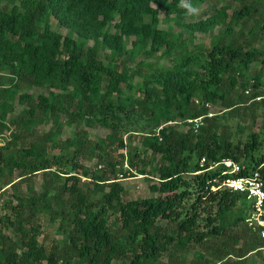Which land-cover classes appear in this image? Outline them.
<instances>
[{"label":"trees","instance_id":"obj_1","mask_svg":"<svg viewBox=\"0 0 264 264\" xmlns=\"http://www.w3.org/2000/svg\"><path fill=\"white\" fill-rule=\"evenodd\" d=\"M180 1L0 0V198L9 210L0 214V264H162L164 256L184 264L190 250L192 264L261 256L264 239L244 222V196L211 187L254 171L264 180L259 133L242 141L224 123L260 118L264 135V1L234 0L231 13L221 6L189 22H180ZM160 10L189 38L221 31L208 48L190 50L159 27ZM52 18L68 33L54 30ZM99 46L112 53L106 61ZM169 54L164 69L146 62ZM28 86L46 91L34 96ZM200 116L194 130L187 119ZM64 125L71 133L59 139ZM94 125L110 132L90 137ZM124 135L141 138V147ZM225 158L241 170L209 168ZM92 159L93 169L84 164ZM136 175L152 195L123 200L120 179ZM43 217L58 221L48 249L38 240Z\"/></svg>","mask_w":264,"mask_h":264},{"label":"rangeland","instance_id":"obj_2","mask_svg":"<svg viewBox=\"0 0 264 264\" xmlns=\"http://www.w3.org/2000/svg\"><path fill=\"white\" fill-rule=\"evenodd\" d=\"M179 6H181V1L179 3ZM221 6H228V12L231 13L232 10L239 8L240 4L237 3L234 0H207L202 3H198L193 7H196L199 11L198 14L196 15H189L188 12L186 11L182 16H181V21L180 22H189V21H194L197 20L201 17H206L210 14H212L214 11H216L218 8ZM159 17L161 18V21L159 23V27L163 29H168L171 28L173 30V33L177 36L179 34V41H185L187 43V48L192 49L195 44L197 45H202L206 48H208L211 43L213 38L221 31V27H215L212 31L203 33V32H195L193 33L192 37L191 34L183 28L180 23L175 26L174 23V18H169L166 19L164 17V11L160 10L159 11ZM51 27L62 33L63 35L68 33V30L66 28H63L59 26L57 21H55L53 18L50 21ZM76 37L75 35H73ZM93 42L88 41L86 45H91ZM112 53L109 52L107 48L99 46L98 49V57L100 59H103L106 61L109 56H111ZM175 55H163V56H154L151 58H148L146 62H149L153 65L154 68H159V69H164L165 67L169 66L172 62V59ZM172 57V58H171ZM125 58V56L123 57ZM141 57H137L135 62L140 60ZM177 59L179 57H176ZM135 62L130 61L129 64L131 66L135 65ZM257 67L256 65H253V69ZM252 69V70H253ZM251 70V71H252ZM138 77H136L135 80H137ZM24 91L31 92L34 96L37 95V93L41 91H46L44 88H40L37 86H28L24 89ZM23 108V105L19 104L16 102L15 104V113H18L21 109ZM257 112H260L257 111ZM224 123L229 126V128L235 132L236 136L240 138V140L245 141L246 140V135L248 134L249 131H254L258 132L260 135V138L262 140L260 148L257 150L256 154L263 153L264 154V135L261 134L260 132V125H261V119L257 118L255 121L248 119V120H242L238 119L236 117H230L224 120ZM51 124L49 123L48 125H39L38 129L39 130H47ZM177 127L180 130H186L187 126L183 123H179ZM110 130L107 128H104L99 125H94L92 127L88 128V133L90 137H103L107 133H109ZM71 133V129L69 126L64 125L62 133L59 135V139H65L67 136H69ZM123 138L126 140V142L130 146H137L141 147V138L138 136L132 137V138H127L126 135L123 136ZM5 139V135L0 136V143H2ZM126 151V149L123 150V152ZM147 156H149V152H147ZM84 164L89 166L91 169L95 167V159L85 161ZM126 165V164H125ZM85 179H82L84 181ZM120 182L124 186V191L122 194L123 200H130V199H136L140 197H146L152 195L148 189V181L145 177L141 175H136L134 177H127V178H121ZM43 183V179L41 174H36L33 176V185L36 190H40V187ZM24 188V187H23ZM4 198H0V214L7 213L9 214V210L4 207ZM191 201V200H189ZM245 204H248L245 202ZM164 223V221H162ZM57 223L58 221L51 222L48 220V217H43L41 218V227H40V234L38 235V240L40 243H42L47 249L50 247L51 243L54 242L57 238L60 237V235L56 232L57 228ZM110 223V228H117L119 226V222L117 221L115 215H112L109 220ZM192 253L193 250L188 251V253L185 255V261L184 264H192L190 262L192 258ZM250 262H254V264H264V249L261 250V256L252 254L250 255L249 260H247V264H250ZM111 264H128L127 261H123L122 259H115L112 261ZM162 264H168L166 263V256L163 257L162 259Z\"/></svg>","mask_w":264,"mask_h":264},{"label":"built area","instance_id":"obj_3","mask_svg":"<svg viewBox=\"0 0 264 264\" xmlns=\"http://www.w3.org/2000/svg\"><path fill=\"white\" fill-rule=\"evenodd\" d=\"M245 92L247 93V90ZM187 123L192 124V128L197 130L203 124V117L187 119ZM203 162L204 158L200 160V164H203ZM218 166L222 167L223 171L227 173H237L241 170L240 163L231 158H225L220 162L211 163L209 168ZM211 188L213 190L227 188L242 194L249 204V211L244 222L264 239V180L260 177L258 171L247 175L227 177L219 185L212 186Z\"/></svg>","mask_w":264,"mask_h":264},{"label":"clouds","instance_id":"obj_4","mask_svg":"<svg viewBox=\"0 0 264 264\" xmlns=\"http://www.w3.org/2000/svg\"><path fill=\"white\" fill-rule=\"evenodd\" d=\"M181 7L185 8L189 15H196L199 11L196 7H193L188 0H181Z\"/></svg>","mask_w":264,"mask_h":264}]
</instances>
